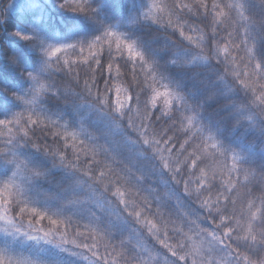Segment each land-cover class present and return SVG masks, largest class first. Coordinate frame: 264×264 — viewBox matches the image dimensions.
I'll return each instance as SVG.
<instances>
[{
    "label": "trees",
    "instance_id": "16d2710c",
    "mask_svg": "<svg viewBox=\"0 0 264 264\" xmlns=\"http://www.w3.org/2000/svg\"><path fill=\"white\" fill-rule=\"evenodd\" d=\"M155 2L170 7L173 0ZM182 2L189 6L193 4V0ZM62 3L63 0H0V119L11 118L17 112L31 108L45 118L57 121L68 131H75L81 138L88 139L89 143L103 145L106 153L115 157L117 165L114 167L128 172L136 187L166 215L180 220L199 218L202 226L210 227L192 195L186 194L182 185L171 178L156 153L126 127L124 118L99 104L71 72L53 66V60L46 55L49 45H86L106 30H112L132 42L151 62L159 82L156 86L160 90H163L162 85H167L176 93L172 104L177 111L175 115L183 113L193 117L192 125L186 120L183 123L178 121L180 132L177 139L182 143L186 138L196 137L193 146L188 148L189 153L200 146L201 140L208 145L197 153L203 161L200 167L209 176L215 174L218 181H227L226 162L211 148V144L216 143L221 151L229 153L228 164L232 162L231 155L238 157L239 163L247 169L249 179L255 183L254 187L264 184V110L252 103L251 94L225 72L218 59L202 58L179 31L151 19L148 16L151 0H88L93 12L73 11ZM242 3L246 15L251 17L249 30L254 52L258 59L264 60V0H242ZM193 12L195 9L192 12L185 9L182 15L191 18L189 22L199 24L205 21L204 17H194ZM168 13L169 8L165 7V18ZM159 15L161 13H157ZM171 18L175 23L176 15ZM189 34L194 39L198 35L185 30V35ZM24 36L30 38L24 39ZM114 49L113 45V55H118ZM68 58L75 57L69 53ZM127 63L126 60V66ZM79 70L81 74L85 71L83 68ZM41 81L46 87L37 93L35 89ZM115 84L121 87L122 98L126 99L129 94L127 80H117ZM140 97L141 100L150 99L151 92L145 90ZM25 100H33V103L26 104ZM163 108L161 101L154 111L168 120ZM52 130L63 131L58 127ZM6 147L9 151L0 153V188L3 182L13 180L20 195L6 206L9 217H17L24 204L17 205L16 200L22 199L29 208L46 211L54 219L66 221L71 217L72 225L67 228L69 240L76 238L74 229L77 225L84 232L83 225L95 223L129 252L144 256L151 253L152 264H178L176 258L160 248L132 218L120 214L109 203L108 194L88 176L29 143L14 142ZM13 154L35 171L18 170L14 160L5 158ZM98 159L103 161L104 156ZM199 176L197 172L193 181ZM192 187L197 185L193 183ZM3 199L0 197V204ZM30 215L28 211L23 214L27 231ZM180 220L170 227L183 228L192 237V243L198 242ZM33 225L43 227L45 231L56 227L48 219L37 226L34 217ZM66 226L61 224L60 229ZM259 254L264 256V252ZM0 256L4 264H93L91 255L74 245L29 239L9 225L7 232L0 225Z\"/></svg>",
    "mask_w": 264,
    "mask_h": 264
},
{
    "label": "snow or ice",
    "instance_id": "6c2138e0",
    "mask_svg": "<svg viewBox=\"0 0 264 264\" xmlns=\"http://www.w3.org/2000/svg\"><path fill=\"white\" fill-rule=\"evenodd\" d=\"M62 6L73 11H94L88 5V0H63ZM165 7L169 8L167 18L163 15ZM185 9L189 12L195 9L193 16L204 17L205 21L199 24L189 22L191 18L182 15ZM246 12L242 0H212L211 3L209 0H193L191 6L182 0H173L170 7L151 0L148 16L157 23L179 31L180 36L194 46L202 58L218 59L224 65L225 72L251 94L252 103L264 110V60L258 59L254 52L255 45L249 30L251 17ZM157 13L161 15L157 16ZM172 15H176L175 23ZM185 30L198 35L194 39L191 34L185 35ZM113 45L118 55H113ZM241 52L244 53L243 56L239 55ZM69 53L75 58H68ZM46 55L53 60V66L71 72L99 104L124 118L126 127L156 153L161 166L169 172L171 178L182 185L186 194L192 195L203 210L210 227L202 226L198 222L199 218L186 217L180 220L166 215L136 187L128 172L114 167L117 165L116 159L106 153L103 145L89 143L79 133L68 131L57 121L45 118L31 108L17 112L11 118L0 119V142L3 143L0 153L8 152L6 145L14 142L29 143L33 148L58 157L68 167L79 170L98 185L102 192L108 194L109 203L120 214L132 218L160 248L176 258L178 264H264V256L259 254L264 252V184L254 187L255 183L249 179L247 169L239 163L238 157L231 155L232 162L228 164L229 153L221 151L216 143L211 144V148L224 158L229 178L227 181H218L215 174L209 176L200 167L203 161L197 153L208 145L201 140L200 146L189 153L188 148L193 146L196 137L186 138L182 143L177 139V133L180 132L178 121L183 123L186 120L188 125H192L193 117L184 116L183 113L175 115L177 111L172 104L176 93L167 85H162L163 90L156 86L159 82L151 62L145 59L132 42L115 31L106 30L86 45H49ZM126 60L129 62L127 66ZM81 68L85 69L83 74L79 70ZM117 80H127L129 94L126 99L122 98L121 87L115 84ZM45 87L44 82H38L35 91L39 93ZM145 90L151 92V97L141 100L140 93ZM161 101L164 105L163 114L169 116L168 120L154 111ZM25 103L31 105L33 100H25ZM54 127L61 128L62 133L53 131ZM183 134L187 137V132ZM161 145L164 147L161 148ZM164 153L168 155L165 156ZM101 155L104 156L103 161L98 159ZM5 158L14 160L18 170L23 169L29 173L35 171L14 154ZM197 172L200 176L193 181L192 177ZM193 183L197 187L193 188ZM17 195L19 192L13 180L3 182L0 197L4 199L0 206L12 204ZM16 203L24 204L17 217L11 218L6 212L0 213V221L29 239L62 246L74 245L89 253L93 264H152L151 253L144 256L129 252L122 243L110 239L105 230L95 223L83 225L86 229L84 232L77 225L74 229L76 238L69 240L67 228L72 225L71 217L66 221L54 219L46 211L36 207L29 208L22 199L16 200ZM25 211L31 214L27 220L29 231H22ZM33 217L37 226L48 219L56 227L48 231L43 227H35ZM177 220L182 221L193 232L198 244L191 242L192 237L183 228L170 227ZM61 224L67 226L61 230ZM31 232L36 234H30ZM0 264H4L2 256Z\"/></svg>",
    "mask_w": 264,
    "mask_h": 264
},
{
    "label": "rangeland",
    "instance_id": "374dc122",
    "mask_svg": "<svg viewBox=\"0 0 264 264\" xmlns=\"http://www.w3.org/2000/svg\"><path fill=\"white\" fill-rule=\"evenodd\" d=\"M3 203H1L0 205H2ZM5 206H0V213H5L6 212V214H7V211L5 210ZM0 225L6 230V232H7V224L5 223V222H3V221H0ZM22 231H27V228H23L22 229ZM19 233H21V232H19ZM23 234V233H22ZM199 243V241L198 242H196V243H194V244H198Z\"/></svg>",
    "mask_w": 264,
    "mask_h": 264
}]
</instances>
